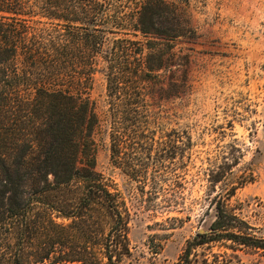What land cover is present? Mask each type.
<instances>
[{
	"label": "trees",
	"instance_id": "16d2710c",
	"mask_svg": "<svg viewBox=\"0 0 264 264\" xmlns=\"http://www.w3.org/2000/svg\"><path fill=\"white\" fill-rule=\"evenodd\" d=\"M186 2L0 0V228L19 245L7 258L0 248V264H125L130 258V210L95 169L100 118L90 90L101 71L111 164L142 192L162 189L159 177L176 170L173 159L185 143L175 131L166 139L156 135L152 89L162 90L171 68L186 62L175 51L193 32ZM234 189L211 196L214 218L173 264H208L203 248L221 240L233 250L264 252V235L225 201ZM73 224L88 238L82 250L69 240ZM36 227L45 228L44 240L33 247Z\"/></svg>",
	"mask_w": 264,
	"mask_h": 264
},
{
	"label": "rangeland",
	"instance_id": "374dc122",
	"mask_svg": "<svg viewBox=\"0 0 264 264\" xmlns=\"http://www.w3.org/2000/svg\"><path fill=\"white\" fill-rule=\"evenodd\" d=\"M182 8L193 32L178 40L175 51L186 62L171 68L162 90L152 89V104L156 135L166 139V132L175 131L185 144L183 155L177 150L173 159L176 170L159 177L162 189L156 193L142 192L137 181L111 164L103 73L92 81L90 95L100 118L93 134L95 169L119 191L131 213V256L125 264H173L186 241L214 218L211 196H226L232 187L227 205L264 235V0H187ZM212 173L221 179L211 183ZM3 229L0 248L6 258L13 257L19 245ZM68 230L76 249L89 246L81 227L73 224ZM32 231L35 238L28 244L35 247L44 240L45 228ZM230 244L211 243L201 258L208 264H264L263 251L233 250Z\"/></svg>",
	"mask_w": 264,
	"mask_h": 264
}]
</instances>
